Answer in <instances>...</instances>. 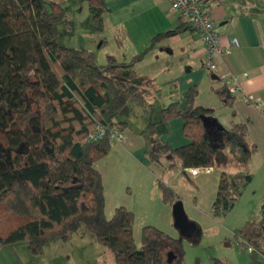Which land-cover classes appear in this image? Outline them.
<instances>
[{
  "label": "trees",
  "instance_id": "1",
  "mask_svg": "<svg viewBox=\"0 0 264 264\" xmlns=\"http://www.w3.org/2000/svg\"><path fill=\"white\" fill-rule=\"evenodd\" d=\"M83 1L93 29L102 31L104 0ZM65 16L54 1L46 6L44 0H0V247L23 242L30 255H38L47 242L83 229L111 252L116 264H182L179 238L143 225L137 245L131 210L118 205L109 218L104 216L102 179L94 163L108 153L109 131L126 128L128 102H136L147 114L146 128L154 125L152 105L131 85L136 78L133 65L156 42L189 25L182 22L156 33L125 61L105 53L104 62L96 63L90 50L57 43L56 24ZM210 91L223 106H232L234 96L224 85L210 86ZM197 93V86L190 85L181 101L160 108L163 123L181 119L186 142L175 148L163 141L154 149L146 146L149 164L162 166L160 157L165 155L169 165L177 163L186 174L189 167L219 166L226 147L241 152L242 162L256 150L244 123L217 128L216 142L207 139L204 121L214 125L212 109L196 104ZM98 126L103 127L101 136L90 137ZM251 177L244 171H220L211 216H224ZM155 183L162 204L178 200L160 180ZM189 230L187 238L197 242L198 226L192 222ZM232 237L239 249L253 247L248 264H264L257 255L264 244V199L259 212L250 213ZM162 252L172 253L170 262L162 261Z\"/></svg>",
  "mask_w": 264,
  "mask_h": 264
},
{
  "label": "crops",
  "instance_id": "2",
  "mask_svg": "<svg viewBox=\"0 0 264 264\" xmlns=\"http://www.w3.org/2000/svg\"><path fill=\"white\" fill-rule=\"evenodd\" d=\"M199 4L202 11L208 13L214 22L220 45H229L231 38H235L238 45L231 47L227 54L215 57L214 69L207 71L201 63L202 43L195 32L186 27L181 32L156 42L142 59L134 63L136 78L131 81V85L142 94L148 104L152 105L150 119L154 125L146 128L149 117L138 104H134L133 111L140 112L142 122L140 128L150 130L155 136H152L149 142L144 131H140L143 132V139H140L139 136L126 133L124 129L121 131V142L114 143L111 148L117 157H122L125 168L137 164L145 171L141 177L136 176L132 180L135 184L133 188L138 190L137 195L141 197L140 195L143 194L144 199L148 198L147 194L149 195L151 187H156L155 168L145 158L144 148L147 146L154 149L160 141L165 142L170 148L186 142L181 134V119L173 118L163 123L159 110L169 102L181 101L182 92L190 85L197 86L196 104L212 109L211 117L214 125L213 129L211 126L205 127L204 134L207 139L211 138L216 142L217 128L226 130L233 123H244L248 141L255 145L256 150L249 153L246 160L241 163L242 168L237 169L252 175L250 181L242 188L239 198L242 197L244 189L255 191L259 185L264 186V0H199ZM101 17L102 32L110 33L112 38V34L118 30V37L124 32L128 38L126 45L123 42L115 45L117 51L126 49V53H112L119 61H125L132 54L140 51L156 33L172 30L183 22L179 14L169 8L166 0H104ZM230 74L238 76L239 89L231 93L234 101L231 107H227L214 96L210 86L227 85L222 77ZM125 120L128 124L127 117ZM157 133L160 135H156ZM117 161L122 165V161ZM114 164L111 161L108 164L103 163L102 166L98 161L94 163L102 179L103 211L106 218L110 217L115 206L123 204L122 206L128 207L127 209L131 211L133 208V205H124L127 203L123 198L126 193L121 194L120 190H117L120 182H115L111 175V170L115 169ZM230 164L225 167L220 165L217 168L219 172L231 173L232 171L226 170ZM124 183L131 186L128 181ZM118 198H122L124 203H118ZM161 216L163 220L160 222L164 227L168 218L167 208H161ZM133 234L134 227H132ZM182 236L187 238L185 234ZM70 262L116 264L111 252L100 246L83 229L71 233L65 240L53 239L47 242L38 255H30L23 242L0 247V264H68Z\"/></svg>",
  "mask_w": 264,
  "mask_h": 264
},
{
  "label": "rangeland",
  "instance_id": "3",
  "mask_svg": "<svg viewBox=\"0 0 264 264\" xmlns=\"http://www.w3.org/2000/svg\"><path fill=\"white\" fill-rule=\"evenodd\" d=\"M49 1L59 3L66 13L64 19L56 24L57 43L59 45L86 48L93 53L96 63L104 62L105 53H126V49L117 51L115 46V39L117 40V38H121V43L123 42V44L126 42L128 39L126 34L123 32V35L118 37L117 30L112 34L111 38L110 33L93 29L85 1L44 0V4L47 6ZM160 94L161 92H159ZM134 104L137 103L128 102V124L125 132L139 136L141 139L143 136L140 131H144L146 139L150 142V138L155 135L150 130H145L144 127V130L140 128L142 124L141 116H139V110L133 111ZM112 146L113 143L110 144L107 155L98 160V164L102 166L103 163L106 162L108 164L109 161L112 164L115 163V169L111 170V175L115 182H120L117 190H120L121 194L122 192L126 193L123 198H125L127 203L124 205H133V239L137 245H139L141 226L152 225L160 230L165 229L162 231L173 238L180 239L183 252L182 264H248L247 252L238 248L232 237V231L241 225L250 213L259 212V207L264 199L263 185H259L255 191L249 188L244 189L246 191H243L242 197L238 198L232 209L226 215L215 218L211 216L210 203L211 198L213 199L214 197L216 176H218L219 172L217 166H213L209 173H199L195 176H190L187 173H181L177 163L174 162L173 165H169L172 162L170 163L166 156L162 155L160 157L162 163V166H159L160 168L151 164L155 168V177L172 190L173 194L181 202L187 219L198 226L200 230L198 240L192 243L187 238H183L182 234L174 229L172 216L170 217L171 205H162L160 203L155 186L151 187L149 195L147 194L148 198L144 199L143 194L140 195L141 197L137 195L138 190L133 188L135 184L132 180L136 176L141 177L145 171L137 164L130 168H125L122 157L119 158L113 153ZM230 148L226 147L223 149L222 157L224 159L221 157L218 165L225 167V165L231 163L232 165L230 164L229 167H226V170L233 172L237 171L238 168H242L243 156L241 152L237 153L234 149H232L231 153ZM117 160L122 161V165L118 164ZM124 181H128L131 186L124 183ZM130 191L131 193L129 194ZM121 199L118 198L117 202H122ZM161 208H167L168 210V218L164 227L160 222V220H163ZM163 254L165 252L161 254L162 261L165 260ZM68 264H73V262Z\"/></svg>",
  "mask_w": 264,
  "mask_h": 264
},
{
  "label": "built area",
  "instance_id": "4",
  "mask_svg": "<svg viewBox=\"0 0 264 264\" xmlns=\"http://www.w3.org/2000/svg\"><path fill=\"white\" fill-rule=\"evenodd\" d=\"M169 4V8L176 11L183 22H187L189 27L198 36L202 43V66L207 71L214 69V58L227 54L231 47H236L238 42L235 38H231L230 44L227 46H221L219 43V34L215 30L214 22L208 15V13L202 11L200 8L199 0H166ZM227 82L225 88L229 94L239 89L238 76L230 74L223 76ZM103 132V127L98 126L96 133L90 137H100ZM108 142L119 143L121 142V132L116 128L109 131L107 136ZM210 167H189L185 169V172L190 176H195L199 173H209ZM247 253L252 252L254 249L252 246L247 245L245 247ZM257 255L264 261V244L260 250L257 251Z\"/></svg>",
  "mask_w": 264,
  "mask_h": 264
},
{
  "label": "water",
  "instance_id": "5",
  "mask_svg": "<svg viewBox=\"0 0 264 264\" xmlns=\"http://www.w3.org/2000/svg\"><path fill=\"white\" fill-rule=\"evenodd\" d=\"M204 126L205 127L206 126H213V122L210 120H205ZM171 216H172L174 228H176V230L180 234H184L185 228L186 227L188 228L190 225H192V222L190 220H188L186 215L184 214L182 204L179 200H175L171 204ZM172 258H173V255L171 252H167L165 254L166 262H170Z\"/></svg>",
  "mask_w": 264,
  "mask_h": 264
},
{
  "label": "flooded vegetation",
  "instance_id": "6",
  "mask_svg": "<svg viewBox=\"0 0 264 264\" xmlns=\"http://www.w3.org/2000/svg\"><path fill=\"white\" fill-rule=\"evenodd\" d=\"M189 232H190L189 227L188 228L186 227L184 230V234L187 236V234H189Z\"/></svg>",
  "mask_w": 264,
  "mask_h": 264
}]
</instances>
